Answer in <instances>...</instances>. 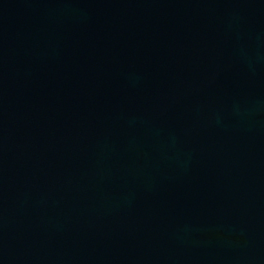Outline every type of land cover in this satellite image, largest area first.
Masks as SVG:
<instances>
[{
	"label": "water",
	"instance_id": "1",
	"mask_svg": "<svg viewBox=\"0 0 264 264\" xmlns=\"http://www.w3.org/2000/svg\"><path fill=\"white\" fill-rule=\"evenodd\" d=\"M0 264H264V0H0Z\"/></svg>",
	"mask_w": 264,
	"mask_h": 264
}]
</instances>
